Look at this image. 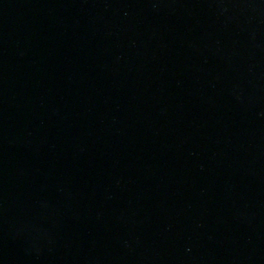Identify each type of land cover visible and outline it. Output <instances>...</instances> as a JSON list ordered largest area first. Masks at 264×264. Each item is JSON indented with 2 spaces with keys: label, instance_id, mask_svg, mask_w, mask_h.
<instances>
[{
  "label": "water",
  "instance_id": "water-1",
  "mask_svg": "<svg viewBox=\"0 0 264 264\" xmlns=\"http://www.w3.org/2000/svg\"><path fill=\"white\" fill-rule=\"evenodd\" d=\"M0 264H264V0H0Z\"/></svg>",
  "mask_w": 264,
  "mask_h": 264
}]
</instances>
